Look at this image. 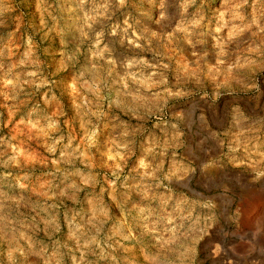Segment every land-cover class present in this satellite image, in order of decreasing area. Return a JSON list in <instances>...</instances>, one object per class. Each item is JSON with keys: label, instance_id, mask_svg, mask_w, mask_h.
I'll return each mask as SVG.
<instances>
[{"label": "clouds", "instance_id": "9594fccd", "mask_svg": "<svg viewBox=\"0 0 264 264\" xmlns=\"http://www.w3.org/2000/svg\"><path fill=\"white\" fill-rule=\"evenodd\" d=\"M0 264H264V0H0Z\"/></svg>", "mask_w": 264, "mask_h": 264}, {"label": "rangeland", "instance_id": "374dc122", "mask_svg": "<svg viewBox=\"0 0 264 264\" xmlns=\"http://www.w3.org/2000/svg\"><path fill=\"white\" fill-rule=\"evenodd\" d=\"M28 12H29V15H34L33 6L31 5L28 6Z\"/></svg>", "mask_w": 264, "mask_h": 264}]
</instances>
